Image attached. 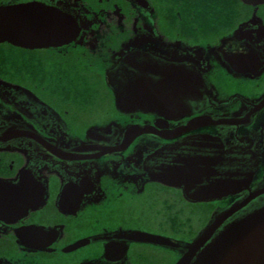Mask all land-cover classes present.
Here are the masks:
<instances>
[{"label": "flooded vegetation", "instance_id": "1", "mask_svg": "<svg viewBox=\"0 0 264 264\" xmlns=\"http://www.w3.org/2000/svg\"><path fill=\"white\" fill-rule=\"evenodd\" d=\"M0 20V264H176L264 208V0H0Z\"/></svg>", "mask_w": 264, "mask_h": 264}, {"label": "water", "instance_id": "2", "mask_svg": "<svg viewBox=\"0 0 264 264\" xmlns=\"http://www.w3.org/2000/svg\"><path fill=\"white\" fill-rule=\"evenodd\" d=\"M209 196L206 194L205 198ZM238 208L233 206L208 224L188 244L176 264H264V208L218 231L222 222ZM141 238L155 241L148 235Z\"/></svg>", "mask_w": 264, "mask_h": 264}]
</instances>
